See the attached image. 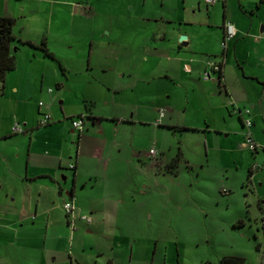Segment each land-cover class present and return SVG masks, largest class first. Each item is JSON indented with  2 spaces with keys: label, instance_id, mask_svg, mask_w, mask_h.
Listing matches in <instances>:
<instances>
[{
  "label": "rangeland",
  "instance_id": "1",
  "mask_svg": "<svg viewBox=\"0 0 264 264\" xmlns=\"http://www.w3.org/2000/svg\"><path fill=\"white\" fill-rule=\"evenodd\" d=\"M196 2L94 0V4L78 2L76 13L69 6L53 11L61 12L57 16L59 20L55 28L37 20H29L26 33L33 34L35 28L44 31L42 37L45 41L49 37L51 50L48 49L58 61L44 57L43 63L38 59V66L46 69L42 88L39 79L31 73L32 80H26L29 73L26 51L36 50L19 42L13 44H16L14 55L16 62L17 58L19 62L18 72L26 78L22 80L29 86L28 93L33 97L44 94L40 98H31L33 100L26 113L29 121L27 126L37 123L34 104L38 101H42V104L48 102L46 89L51 87L56 94L52 82L59 81L64 85L63 98L54 96L51 101L54 112L46 113L53 121L46 125L38 124V130L32 136V155L35 149L39 152L38 158L48 162L62 152L65 154L63 157L72 155L66 152L67 148H75L72 144L68 147L69 120L56 117L61 106L67 112L76 104H82L81 92L85 90L95 92L96 102L91 104L95 105L97 111L118 114V117L133 114L136 119L152 118L147 125H120L118 154L116 145L111 149L116 155V162L112 169L108 168L107 173L102 170L103 161L99 163L87 157L81 159L82 175L93 171L97 177L95 182L90 181L85 185L78 183L75 210L78 214L74 227L63 223L61 239H57V242L52 240L48 245L47 251L54 253L55 264H217L221 257L227 255L242 256L245 264H264V213L257 206V200H264V160L258 164L257 170H252L255 167L250 164L251 150L247 149L241 134L244 130H237L240 127L239 120L228 108L220 107L221 103L228 107L227 102L231 101L223 97L225 90L222 83L219 85L222 95L217 93V88L204 91L196 79L184 78L180 79V88L172 89L169 86L165 94H153L144 89L142 83L139 86L143 89L139 87L132 91L130 88H121L116 93H107V88L103 87L105 81L112 83L117 90L118 82H125L124 85L128 83L127 77L118 79L115 68L101 70L103 57L107 54L102 40L106 29H118L120 39L140 42L143 30L155 26L159 31L163 27L159 17L166 10H172V13L175 12L173 27L180 26V18L190 21V28L197 30L198 23L205 20L204 12H197ZM234 2L237 5V1ZM181 10L183 13L178 15ZM51 13V10H45L46 17H55ZM247 13L250 15L251 11ZM218 16L215 20L217 23L221 18V10H218ZM170 17L173 19L172 15ZM210 21L214 22V17ZM204 33L210 34L206 36ZM216 33L217 29L199 35L204 41H210V49H218L219 55L222 45L221 40L216 44ZM92 39L95 44L92 64L87 67ZM131 48V44L124 48L123 56L128 55L125 52L130 50L134 53L141 50L135 46ZM196 49L203 48L198 45ZM109 51L112 58L118 56V43H112ZM211 59L216 61L215 58ZM112 65L118 67V62ZM234 70V65L229 61L227 72L232 73ZM184 73L181 77H184ZM95 87L99 88V92ZM174 90H179V95L188 90L190 103L185 109L179 107L181 104H176L178 93ZM151 95L165 96L177 106L173 120L170 119L172 123H197L203 116L211 121V131L207 137L208 157L206 140L199 131L172 129L158 124V118H155L148 103ZM85 104L84 100L83 112H89ZM160 112L164 115L163 107L157 108V116ZM57 122L65 125L47 128ZM108 126H113V123H108ZM216 127L222 130L220 135L214 131ZM227 129L231 131L228 136L225 132ZM105 130L108 128L105 127ZM255 131L264 145L262 120L257 122ZM68 132L75 133L70 129ZM23 136L28 138L25 131L16 138ZM108 141L109 145L111 138ZM150 149L154 150L153 155L149 153ZM174 160L173 168H169ZM73 162L66 159L64 165L70 170L74 168ZM247 171L253 175L249 176ZM89 207L92 212H89ZM84 215L91 219L87 224L79 218ZM55 249H59V252H55Z\"/></svg>",
  "mask_w": 264,
  "mask_h": 264
},
{
  "label": "crops",
  "instance_id": "2",
  "mask_svg": "<svg viewBox=\"0 0 264 264\" xmlns=\"http://www.w3.org/2000/svg\"><path fill=\"white\" fill-rule=\"evenodd\" d=\"M234 1H237V5ZM258 1L216 0L213 4H206L203 0H197V12H204L203 18L205 20L198 23L199 28L197 30L190 28V21L180 18V26L173 27L175 12L166 10L159 17L163 27L159 28V31L156 30L155 26L146 27L142 32L140 42L120 39L118 38V29H106L102 40L107 54L103 57L104 64L101 66V70L115 68L118 72V79L124 80L127 77L126 82L128 83L124 85L125 82H118L117 90L112 83L105 81L103 87L107 88V93L119 92L121 88H130L134 91L139 87L141 89L144 87L153 94H165V90L169 86L172 89H174L173 87L180 88V79L184 78L187 80L196 79L203 86L202 90L204 91L217 88V93L222 95L219 86L222 83L225 90L223 97L231 101L227 102L228 107L222 103L220 107L228 108V111L231 112L230 108L233 102L238 107L250 109L249 117L252 122L250 131L252 138L259 146L256 151H250L252 155L250 164L255 167L252 170H257L258 164L264 160L263 140L255 131L259 120L264 123V3L256 6ZM78 2L94 4V0H0V16L14 18L13 34L16 38L14 43L17 44L18 40H29L35 44L44 41L51 50L49 37L45 41V38L42 37L44 31L40 28H35L33 34L26 33L28 21L37 20L45 26L55 28L58 23L57 20H59L57 16H60L61 12L54 13L53 11L62 10L63 6H69L70 10H74L76 13ZM189 6H191L190 3ZM87 7L90 6L87 5ZM45 10H51V15H55V17H46ZM218 10H221V18L217 23L215 20L220 17ZM248 11H251L250 15H248ZM257 11L259 12L257 13ZM181 13H183L182 10L179 11L178 15ZM170 15L173 16V19ZM211 17L212 19L214 17V22L210 21ZM226 21L234 24L236 35L226 42L224 50L221 48L218 55V49L211 50L210 41H204L199 34L217 29L218 33L215 35L217 44L218 40L223 38ZM168 25L170 26L168 27ZM204 34L208 36L210 33ZM181 35L185 36L182 41L179 40ZM40 38L43 39L40 40ZM112 43H118V56L114 55L113 58L112 54L108 53ZM129 44L132 46L131 49L134 46L136 49H141L140 52L135 51L134 53L130 50V52H125L129 53L128 55L123 56L122 50L128 48ZM15 45L13 47H16ZM198 45H201L203 49H196ZM94 47V39H92L89 45L90 63L87 67L92 64L91 56ZM15 50L13 49V53ZM26 53H28L27 70L29 72L27 79L18 72L19 62L17 58L15 69L6 74L3 91L0 94V264H55L54 253L50 251L48 253L47 248L50 241L57 242V239H61L62 224L65 223L68 226L63 203L69 199L73 201L76 207L78 183L85 185L90 181L95 182V177H97L90 170L87 175H82L81 159L87 157L95 161L98 160L99 163L103 161L102 170L107 173L108 168L112 169L116 162L114 159L116 155L111 152V149L116 145L118 154V129L120 125L129 126L135 123L147 125L150 124L152 118L136 119L133 114L119 115L118 117V114L112 115L97 111L94 109L95 105L89 107V112H83L84 100L87 103L96 102L95 92L85 90L81 92L82 104H76L73 109L67 112L61 106L60 113L56 117V119L62 117L69 120L67 123V135H69L68 140H70L68 147L72 144L75 148H67L66 152L72 155L63 157L65 154L62 152L50 162L44 158H38L39 152L37 153L35 149L32 155V136L38 130L39 120L43 114L54 112L51 101L54 96L63 98L64 85L59 81L52 82L56 87V94L53 93L52 89L51 91L48 90L51 87L46 89L48 102L42 104V101H38L37 104H34V113L38 116L37 123L27 126L28 117H26V113L33 100L31 99L33 95L28 93L29 86L23 83L22 78L28 81L32 80L31 73L34 78L39 79L42 88L46 69L37 64L38 59L43 63L45 61L40 51L33 50L26 51ZM211 58H215L214 60L217 62H222L221 82L217 80V75L214 73H211L210 79L203 78V73L210 70L208 65L212 60ZM228 60L235 68L232 73L227 72ZM116 62H118V67L112 65ZM144 64L148 65L143 66ZM92 68L90 67V69ZM66 69L68 68L66 67ZM184 71V77H181ZM139 83H142L143 87L139 86ZM95 89L99 92V88L95 87ZM174 91L178 93L175 98L176 104H181L179 107L185 109L190 103L188 90L184 93L181 92V95H179V90ZM43 96L44 94H39V97L33 98ZM223 101L226 103L225 100ZM40 102L44 108H41ZM148 103L152 112L155 113V118L159 117L157 116V108L163 107L165 113L161 118L162 120L157 119L160 126L167 128L186 127L190 129L183 130H194L202 133L206 140L207 157L209 156L207 137L208 132L211 131L210 124L212 123L206 116H203V119L197 123H179L178 121L172 123L170 119L178 110L174 103L169 102L165 96L157 97L156 95H151ZM80 114L85 116V122L83 129L78 131L72 127L71 118ZM231 114L239 120L240 127L238 126L237 130L240 131L241 129L243 132L241 117L232 112ZM14 122L22 124L28 138L25 136L16 138L19 133L11 131ZM108 123H113V126H108ZM62 125L65 124L57 122L48 125L47 128H57ZM105 127L108 128L107 131ZM69 129L75 133H69ZM214 131L219 135L222 133V130L217 127L214 128ZM225 132L227 136L231 134L228 129ZM109 138H111V142L108 145ZM66 159L70 162L74 161V168L68 170L65 167L64 160ZM44 164L47 165L44 166ZM250 175L253 174L250 173ZM263 203L264 200H257L260 211ZM88 210L92 212L90 207ZM62 214L64 218H62ZM54 251L59 252V249Z\"/></svg>",
  "mask_w": 264,
  "mask_h": 264
},
{
  "label": "built area",
  "instance_id": "3",
  "mask_svg": "<svg viewBox=\"0 0 264 264\" xmlns=\"http://www.w3.org/2000/svg\"><path fill=\"white\" fill-rule=\"evenodd\" d=\"M206 4H213L216 2V0H203ZM236 35V28L234 26L233 23H231L230 21H226L224 23V35L223 38L221 40V45L222 48L224 49L226 42L232 38H234ZM209 71H205L203 73V78L204 79H210L211 73H214L217 75V80L221 82V70H222V62H217V61H211L209 63ZM49 91H51V89H48ZM39 105H41V102L39 103ZM231 112L236 114L237 116L241 117V123H242V127L244 128V143L247 145V147L251 150V151H256L258 146L257 144L254 142V139L252 138V134L250 131V127L252 125L251 119L249 117L250 114V109L247 107H238L236 106L233 102L231 104V108H230ZM163 116V112L159 113V117L158 119L160 120ZM158 120V121H159ZM52 121V119L50 118V116L48 114H43L39 120V125H46L49 124ZM84 122H85V116L83 114H80L76 117L71 118V125L75 130L81 131L83 129L84 126ZM11 131L13 133H22L24 131L22 124L18 123V122H14V124H12L11 127ZM149 153L151 155H153L155 152L153 149L149 150ZM226 192V191H223ZM63 210L66 216V220H67V224L71 226V228L74 227V223L76 220V207L75 204L73 203L72 200L69 201H65L63 203ZM261 211L264 212V203L261 205ZM80 220L83 221L84 223H89L91 221L90 217L88 215H84V216H79Z\"/></svg>",
  "mask_w": 264,
  "mask_h": 264
},
{
  "label": "trees",
  "instance_id": "4",
  "mask_svg": "<svg viewBox=\"0 0 264 264\" xmlns=\"http://www.w3.org/2000/svg\"><path fill=\"white\" fill-rule=\"evenodd\" d=\"M264 0H259L256 6L263 4ZM14 18L0 16V94L3 91V84L6 77V74L15 69L16 60L13 53V47L15 36L13 34ZM20 44L28 45L29 47L36 49L42 53V55L48 59L56 60L54 54L48 49L44 41H41L38 44L32 43L29 40H18ZM224 50V49H223ZM58 62V61H57ZM60 66V64H59ZM221 73V72H220ZM222 77V76H221ZM220 82V80H219ZM92 102H86L85 106L89 110V107L92 106ZM91 104V105H90ZM176 129V127H170ZM180 129H190L186 127H180ZM175 160L171 162L170 168H173ZM250 171L248 175H250ZM242 223V221H240ZM258 249V246L256 247ZM217 264H245V259L242 256L237 255H227L223 256L218 260Z\"/></svg>",
  "mask_w": 264,
  "mask_h": 264
},
{
  "label": "water",
  "instance_id": "5",
  "mask_svg": "<svg viewBox=\"0 0 264 264\" xmlns=\"http://www.w3.org/2000/svg\"><path fill=\"white\" fill-rule=\"evenodd\" d=\"M184 38H185V36H184V35H181V36L179 37V40L182 41V40H184Z\"/></svg>",
  "mask_w": 264,
  "mask_h": 264
}]
</instances>
